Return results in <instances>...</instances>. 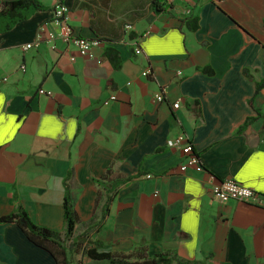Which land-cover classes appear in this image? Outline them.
<instances>
[{
	"label": "crops",
	"instance_id": "crops-1",
	"mask_svg": "<svg viewBox=\"0 0 264 264\" xmlns=\"http://www.w3.org/2000/svg\"><path fill=\"white\" fill-rule=\"evenodd\" d=\"M41 1L45 11L0 33V217L19 202L37 225L62 232L70 172L81 233L111 168L132 180L111 206L101 251L132 262L167 253L195 264H264V208L211 194L230 178L264 195V89L256 93L243 74L264 78V0ZM57 2L76 35L101 42L95 59L72 43H46L60 28ZM189 17L198 18L195 33L183 24ZM146 32L136 55L132 41ZM180 134L199 157L186 172L173 144ZM0 264L56 263L10 223L0 224Z\"/></svg>",
	"mask_w": 264,
	"mask_h": 264
},
{
	"label": "trees",
	"instance_id": "trees-1",
	"mask_svg": "<svg viewBox=\"0 0 264 264\" xmlns=\"http://www.w3.org/2000/svg\"><path fill=\"white\" fill-rule=\"evenodd\" d=\"M59 1L62 2L61 0ZM46 8L47 5L41 0L2 1L0 3V33L12 30L19 22L28 20L33 14L45 11ZM183 22L188 32L195 33L199 30L197 17H189ZM115 56L116 53L113 50L107 52V57L113 65L116 64ZM119 67V65L115 66V68ZM198 70L211 76L214 74L213 69L208 67L199 68ZM243 74L249 80L255 82L256 93L264 89V78L256 80L254 74L248 69H244ZM254 121L255 118L247 119L238 129L237 134L244 132ZM69 177H71L70 172L64 182V229L62 232L37 225L19 202L16 203L11 213L0 217V224H16L29 242L49 253L56 264H85L84 258L108 264H173V262L195 264L167 253L156 255L151 259L141 256L138 261L132 262L131 258L124 254L101 251L107 249V247L105 243L98 239V236L109 217L111 206L118 191L122 186L129 183L132 178H125L118 173H114L111 168L106 171L100 182L105 193L103 196L98 195L92 218L85 225L83 231L77 234L76 225L78 220L73 209L71 191L68 185Z\"/></svg>",
	"mask_w": 264,
	"mask_h": 264
},
{
	"label": "built area",
	"instance_id": "built-area-1",
	"mask_svg": "<svg viewBox=\"0 0 264 264\" xmlns=\"http://www.w3.org/2000/svg\"><path fill=\"white\" fill-rule=\"evenodd\" d=\"M176 0H165L167 5H171ZM55 19L58 25L60 26L59 30L56 33H50L46 43L51 47H54V41L59 40L64 43H72L77 47L78 53L80 56L95 59L94 50L101 45V42L97 39H87L80 37L75 34L72 26L69 24L70 20V10L69 8L60 2H57L55 6ZM132 26H126V30L130 31ZM149 32H146L141 37H137L132 41L134 47V52L136 55L142 54V49L140 47V42L142 39L147 37ZM42 40H37L34 44H28L24 47V50H30L32 48L39 47ZM22 70L25 68L22 66ZM152 74L151 69L147 68L143 71L142 75L144 77H149ZM183 73L178 71L176 76L181 79ZM6 81V79H4ZM40 95L52 96V92H46L43 89H40L38 92ZM156 100L158 102L164 101L163 92H160L156 95ZM178 107V103L176 105ZM174 145L180 146L185 157L184 163L180 166L181 172H186L188 169L193 168L199 164V157L195 154L189 139L184 134H180L176 137L173 142ZM212 196L219 200L222 203H227L231 200L240 201L247 203L256 207L264 208V195L256 192L255 190L244 186L243 184L238 183L234 179H225L218 184L214 185L211 189ZM264 261V256H263Z\"/></svg>",
	"mask_w": 264,
	"mask_h": 264
},
{
	"label": "rangeland",
	"instance_id": "rangeland-1",
	"mask_svg": "<svg viewBox=\"0 0 264 264\" xmlns=\"http://www.w3.org/2000/svg\"><path fill=\"white\" fill-rule=\"evenodd\" d=\"M83 261H84V259H83ZM85 262H86V263H88V260H87V259H85ZM89 264H90V263H89Z\"/></svg>",
	"mask_w": 264,
	"mask_h": 264
}]
</instances>
